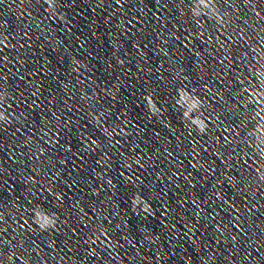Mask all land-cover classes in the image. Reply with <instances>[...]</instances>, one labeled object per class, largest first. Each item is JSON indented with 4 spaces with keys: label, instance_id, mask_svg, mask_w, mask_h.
Returning a JSON list of instances; mask_svg holds the SVG:
<instances>
[{
    "label": "clouds",
    "instance_id": "clouds-1",
    "mask_svg": "<svg viewBox=\"0 0 264 264\" xmlns=\"http://www.w3.org/2000/svg\"><path fill=\"white\" fill-rule=\"evenodd\" d=\"M8 106L10 107L9 104H8ZM0 121H3V122L5 123V125H8V124L11 123V121L8 120V119H6V118L3 116L2 113H0ZM201 127L203 128V125H201ZM53 195H56L58 199H62V197H60L58 193H53ZM133 201L136 202V197H135V196L133 197ZM149 207H151V206H149Z\"/></svg>",
    "mask_w": 264,
    "mask_h": 264
}]
</instances>
